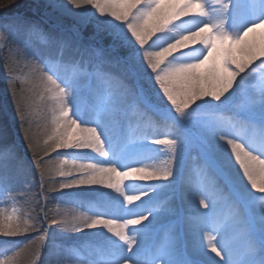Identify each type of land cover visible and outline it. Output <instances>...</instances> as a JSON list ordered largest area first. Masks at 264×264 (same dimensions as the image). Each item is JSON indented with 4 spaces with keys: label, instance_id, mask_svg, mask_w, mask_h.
I'll list each match as a JSON object with an SVG mask.
<instances>
[{
    "label": "snow or ice",
    "instance_id": "1",
    "mask_svg": "<svg viewBox=\"0 0 264 264\" xmlns=\"http://www.w3.org/2000/svg\"><path fill=\"white\" fill-rule=\"evenodd\" d=\"M67 3L77 9L90 5L107 18L93 20L89 35L85 20L67 30L48 27L43 13L62 5L32 0L28 11L0 13V51L24 63L50 102L51 134L41 157L35 156L37 144L19 111L41 191L52 172L43 166L45 157L55 152L72 159L71 166L60 159L61 179L51 190L57 201L71 199L86 214L65 212L49 220L45 213L44 228L38 217L29 223L0 212V236L37 233L0 240V264H15L9 253L36 240L42 242L38 254L53 227L70 243L51 252L48 264H264V211L255 207L257 200L264 202V0ZM258 30L259 44L249 39ZM131 109L155 118L163 131L133 127ZM208 114L214 119L203 118ZM226 118L235 121L233 127L255 125L261 135L226 139ZM7 136L0 129V198L15 192L13 183L26 174ZM193 153L196 162L190 164ZM190 169L208 182L187 181ZM245 179L261 195L254 196ZM34 199L38 203L39 196ZM221 206L229 208L227 215ZM165 221L163 242L146 245ZM97 228L111 234L103 236V255L71 260L77 240L65 234ZM241 231L242 244L234 239Z\"/></svg>",
    "mask_w": 264,
    "mask_h": 264
},
{
    "label": "rangeland",
    "instance_id": "2",
    "mask_svg": "<svg viewBox=\"0 0 264 264\" xmlns=\"http://www.w3.org/2000/svg\"><path fill=\"white\" fill-rule=\"evenodd\" d=\"M47 2V0H45ZM57 3L59 1H56ZM32 3V0H0V13H3L5 11H20L25 12L28 11V5ZM19 5L17 8L16 6ZM9 6H12L9 8ZM58 8L56 10L52 11H45L43 13L45 19L44 24L48 27H58L61 29H70L73 24L79 23L81 20L86 21V26L84 27L85 35H89L94 30V23H92L95 19H106L104 17H100L99 13L96 11V9L92 8L90 5L83 6L80 8V10L83 11V14L81 17H76L75 15L71 14V11H73L75 8L71 5L69 6L68 13H65L62 15V10ZM59 12L61 14H59ZM110 42V38H105V45H107ZM2 47V46H0ZM18 62L14 60L11 56L6 55L5 51H0V72L6 71L4 75H0V118L3 120V129L7 130L8 136L7 138L14 142L17 146V150L21 156V158L24 160L25 168H26V174L24 178L20 181L16 182V189L15 192L20 193V199L22 203L27 205V214L22 215L23 218L28 219L29 223L33 222L34 217H38L40 221H43V227L48 228L49 227V220L58 214H63L65 212L70 214H76V215H84L86 214V210L81 208L77 203L73 202L71 199H65V201L60 202L55 199V197L58 196L57 192H54L51 190V186L55 180L61 179L57 173V169L60 166V159H67L68 165L71 166L73 164V160L68 157H60L57 158V154L55 152H51L50 157H45V161L51 159V161H46L45 164L48 165L46 168H49L52 170V172L48 175L46 178V182L43 188V191H41V178L39 171L37 170L36 165L33 163L34 155L33 152L28 150V144L24 142V134H23V128L21 127V118L19 115V111H23L25 114V124L24 127H28L31 124L32 117L34 114L30 111L29 105L26 103L29 100L21 101V103L24 105L18 107H13L12 109L8 110L5 106V99L9 100L11 96H13V93H17V91L20 89V85L18 83H13L11 81L9 75L10 70L13 67V65H16ZM23 100V99H22ZM32 101V100H31ZM165 103H167L165 101ZM42 104V103H41ZM31 106V105H30ZM42 106V105H41ZM32 110V109H31ZM42 110L46 112L47 117L49 120H51V111H50V102L47 99H44ZM232 110H226V112L230 113ZM38 113V109L36 111ZM204 119L212 120L214 117L211 114L206 115L203 117ZM129 121L131 122L132 126L135 127L137 123H139L141 128H147L151 129L153 127H156L159 131H163L162 126L160 125V122L157 121L155 118H152L149 120L146 116L141 115L140 111L137 109H131L129 111ZM109 127H113V123L111 121H107ZM235 124V121H231L229 119L224 120V125L226 128L229 129V137L231 136H237L239 137H245L248 139H258L261 135L260 129L255 125H237L233 127ZM21 134V135H20ZM23 134V135H22ZM33 138H36L34 141L37 144V151L35 153L36 157L44 156L40 152L42 149H45L44 141H42L43 137L37 135H33ZM227 138V137H226ZM22 145V147H21ZM155 147V146H153ZM40 150V151H39ZM50 151V150H49ZM64 151V150H61ZM70 151V150H69ZM45 153V152H44ZM196 154H192V158L189 161L190 164H194ZM81 161H75V163H80ZM148 163H152L149 161ZM44 164V165H45ZM185 179L189 182H200L202 184H206L208 182V177L204 175L203 173H198L196 170L190 169L188 174L186 175ZM144 183V182H140ZM163 183V182H160ZM68 192H80L81 189H68L65 190ZM28 192L29 197L28 199L23 198V193ZM7 195H4L2 198H0V212L5 214V218L9 215H18L16 212V206L13 204H10V200H7ZM261 194H258L259 196ZM39 196L38 203L34 199L35 197ZM139 203V202H137ZM255 207L258 211H264V202H261L257 200L255 202ZM219 211L223 213L224 215H227L229 212V208L221 206L219 208ZM45 213H47V216L49 217V220H45ZM21 216V215H20ZM165 222H161L159 227V230L161 233L159 234V230L155 232L153 235L147 237L146 239H149V243L146 244L148 246H151L156 241L163 242L164 236L162 232L163 224ZM53 235L50 237H46V240L43 242V244L46 245V247L42 246L40 247V251L37 254V247L38 245H41L42 242L39 240H36L32 243H29L26 247L27 248V255H25V259L22 261H19L17 259V254L22 249H16L15 252H10L9 256H15V264H48V262L52 259V256L50 255L51 252L57 249V247L63 248L66 244L70 243L68 241H64L61 238V235L59 234V230L56 228H51L49 230ZM73 233H66L65 235H69ZM37 233L33 231H29L25 233L22 236L18 237H5L0 238V240H26L27 237L36 236ZM234 239L238 243H243V232H238L235 234ZM76 250L75 252H72L69 254V258L71 260H79V259H89V258H100V256L103 255L105 251V242L101 239H91V238H82V239H76ZM5 247H14L13 245H8ZM4 250L3 247H0V252Z\"/></svg>",
    "mask_w": 264,
    "mask_h": 264
},
{
    "label": "bare ground",
    "instance_id": "3",
    "mask_svg": "<svg viewBox=\"0 0 264 264\" xmlns=\"http://www.w3.org/2000/svg\"><path fill=\"white\" fill-rule=\"evenodd\" d=\"M56 1H59L57 4L62 5V7H60V9L62 10L61 11L62 15L65 13H68L69 6H71V5L67 3V0H56ZM59 14H61V13L59 12ZM71 14H73V15L75 14L76 17H81L82 15H84L83 11L80 10V8L79 9L75 8L73 11H71ZM104 18H107V17H104ZM249 39H255L256 43L259 44V30L257 31L256 34H250ZM257 64H258V62H257ZM5 73H7V72L2 71V72H0V75H4ZM9 77H10L11 81H13V83H18L20 85V89L17 91V93H15V95L11 96L9 98V100L5 99V104H6L5 106L7 107L8 110H10L15 106L17 107V102L19 100L20 106L24 107V105L21 103V101L29 100L25 106H27V104L29 105L30 111L34 114V116L32 117L31 124L27 128L30 129L32 136L33 135H37V137L42 136L43 137L42 141H44L45 139H47L48 135L51 134L52 125H51V120L48 119L46 112L42 110L44 99H46V98H42V89L37 85L35 77L30 75L29 69L24 66L23 62H18L16 65H13V67L10 70ZM44 95H46V94H44ZM37 109H38V113H36ZM232 109H234V108H232ZM232 109H228V110H232ZM0 129H3V120L1 118H0ZM35 140H36V138H33V141H35ZM219 142L223 146V150H226L227 155H231V149L226 144V142L225 141H219ZM44 152H45V149H42L40 153L43 155ZM48 160L51 161V159H49V158H48ZM48 160H46V161H48ZM233 164L235 165L234 160H233ZM47 165H48V162H47V164H45L43 166L46 167ZM234 170H238V165H235ZM239 175L242 178V173H239ZM243 183L245 185H247L246 179L243 180ZM14 186L16 187V182L13 183V187ZM247 187H248V190L250 192H252V194L254 196H257L259 194V193H256L254 190H252L250 185H247ZM13 197H14V199H13ZM6 198H7V200H10V202H11L10 204H13L14 206L17 207L16 212L18 213V215L22 216V215L27 214L26 213L27 212V205L22 203V201L20 199V193L19 192H13L11 194H8ZM201 211H204V210L201 209ZM157 230H159V227H157L156 232H157ZM158 232H159V234L161 233L160 230ZM86 233H97V234H102V236L101 235L93 236L90 234L86 235ZM70 235L76 239L91 238V239H101L102 241H104L103 236H111V234L108 233L107 230L103 229V228H97V229H93V230H85L84 233H73ZM0 238H5V237L0 236ZM149 242H150L149 239L145 240V244H148ZM27 250H28L27 248H23L21 251L18 252L17 259L19 261H22L25 259V257H26L25 255H27L26 254Z\"/></svg>",
    "mask_w": 264,
    "mask_h": 264
}]
</instances>
